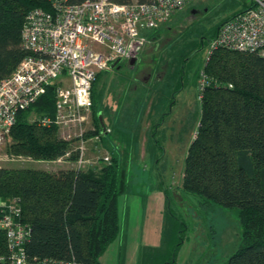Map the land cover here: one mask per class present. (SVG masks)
I'll return each instance as SVG.
<instances>
[{
	"label": "trees",
	"instance_id": "trees-1",
	"mask_svg": "<svg viewBox=\"0 0 264 264\" xmlns=\"http://www.w3.org/2000/svg\"><path fill=\"white\" fill-rule=\"evenodd\" d=\"M35 8L52 10L48 0H0V82L29 54L22 31L26 15ZM203 70L211 83L203 93L197 134L185 157L182 189L200 196L203 204L237 208L242 241L222 264H264V56L221 47L209 53ZM99 77L100 73L92 92L95 129L87 133L99 135L98 145L109 141L111 131L97 105ZM55 87L50 84L33 105L19 112L7 145L10 155L55 160L71 149L54 124L26 119L29 109L55 115ZM119 152L111 146L112 159L102 158L98 168L53 172L0 167V199L17 198L21 221L30 228L25 243L30 264L47 259L103 264L101 256L120 231L119 197L126 190ZM0 257V264H10L7 235L1 229Z\"/></svg>",
	"mask_w": 264,
	"mask_h": 264
},
{
	"label": "rangeland",
	"instance_id": "rangeland-1",
	"mask_svg": "<svg viewBox=\"0 0 264 264\" xmlns=\"http://www.w3.org/2000/svg\"><path fill=\"white\" fill-rule=\"evenodd\" d=\"M255 1L195 0L157 29L144 31L140 51L127 62L100 73L95 90L106 124L117 100L114 93L122 101L130 100L127 96L135 87L140 98L146 95L153 101L151 110L160 117L151 129L128 126L109 131L107 145L90 142L92 158L107 151L111 157V146L126 153L119 155V168L125 166L126 173V190L118 204L120 231L101 256L103 264H222L241 244L237 208L203 204L200 196L182 189V181L187 150L199 126L198 82L211 39L223 21ZM61 80L68 79L60 76L57 81ZM43 117L33 109L26 115L27 121L39 125ZM9 139L10 135L0 144V167L53 172L75 168L70 160L12 156Z\"/></svg>",
	"mask_w": 264,
	"mask_h": 264
},
{
	"label": "built area",
	"instance_id": "built-area-1",
	"mask_svg": "<svg viewBox=\"0 0 264 264\" xmlns=\"http://www.w3.org/2000/svg\"><path fill=\"white\" fill-rule=\"evenodd\" d=\"M48 1L51 11L35 8L26 15L22 43L29 54L0 82V144L10 135L19 112L28 109L50 84L56 83L55 115L44 116L41 124H54L60 137L72 145L57 160H70L76 169L95 168L102 158L110 160L108 154L96 158L89 154L90 142L99 138L87 137L88 131L95 129L92 92L98 74L138 53L145 41L144 31L157 29L195 0ZM221 47L264 56V0H256L221 23L211 39V51ZM60 76L68 80L57 81ZM210 83L203 70L198 82L200 99ZM72 154L74 160L70 158ZM0 213L10 264H30L25 249L30 228L21 221L19 200L0 201ZM33 264L81 263L47 259Z\"/></svg>",
	"mask_w": 264,
	"mask_h": 264
},
{
	"label": "crops",
	"instance_id": "crops-1",
	"mask_svg": "<svg viewBox=\"0 0 264 264\" xmlns=\"http://www.w3.org/2000/svg\"><path fill=\"white\" fill-rule=\"evenodd\" d=\"M249 8V6L247 7ZM247 8H244L243 10H240L236 13H239L241 11L246 10ZM236 13L232 14L235 15ZM231 17V16H230ZM218 32V31H217ZM128 60H123L115 65L113 67L118 66L120 63H125ZM137 61V59H136ZM138 88H133L130 90L131 93L130 95L127 96L130 100L122 101L124 98L120 97L119 94H115V100H114V105H113V110H112V115L108 116L109 121L111 120L110 123H105L106 127L112 130L119 129V128H127L128 126H134L136 129L143 128V127H153V123L157 122V120L160 119V117L157 116V110H151L152 105L154 104L152 100L146 99V95H143L142 98H140V94L138 93ZM133 92V93H132ZM133 94V95H132ZM166 98V97H165ZM164 99V98H163ZM162 100V99H161ZM149 104V105H147ZM155 108L156 105H155ZM132 109V110H131ZM131 111V112H130ZM128 113H133L135 114V118L133 120L128 119ZM158 117V118H157ZM146 132V131H145ZM145 134V133H144ZM120 149V152L121 153ZM118 151V149H117ZM123 153V152H122Z\"/></svg>",
	"mask_w": 264,
	"mask_h": 264
}]
</instances>
